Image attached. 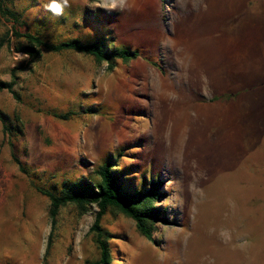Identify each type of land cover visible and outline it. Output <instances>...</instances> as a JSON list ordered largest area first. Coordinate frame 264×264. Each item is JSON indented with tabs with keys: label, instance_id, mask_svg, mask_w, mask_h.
<instances>
[{
	"label": "rangeland",
	"instance_id": "rangeland-1",
	"mask_svg": "<svg viewBox=\"0 0 264 264\" xmlns=\"http://www.w3.org/2000/svg\"><path fill=\"white\" fill-rule=\"evenodd\" d=\"M5 1L20 23L0 13V81L13 83L19 99L0 91L12 126L4 135L0 119V264H99L91 232L98 208L69 204L52 230L50 200L38 188L60 194L69 183L97 179L105 162L133 190L155 182L160 210L149 240L109 209L101 227L111 264H264V130L250 122L259 106L264 112V85L243 101L186 85L174 69V0H55L59 14L53 0ZM240 17L250 30L254 12ZM238 25L231 11L230 31ZM15 31L53 44L105 38L140 56L112 70L92 56L42 46H33V58L18 52L32 44ZM246 59L243 71H254ZM64 114L71 115L55 116Z\"/></svg>",
	"mask_w": 264,
	"mask_h": 264
},
{
	"label": "crops",
	"instance_id": "crops-1",
	"mask_svg": "<svg viewBox=\"0 0 264 264\" xmlns=\"http://www.w3.org/2000/svg\"><path fill=\"white\" fill-rule=\"evenodd\" d=\"M227 3L229 9L226 8ZM237 3V7L230 9L229 0H174L172 50L174 69L181 80H188L186 85H195L201 92L205 88L214 96L237 94L239 101H243L247 98L245 95L254 94L264 85V0H237ZM247 9H251L255 16L250 30L246 18L240 17ZM231 11L237 13L239 21L238 28L233 31H230ZM200 20L205 22L202 24ZM196 23L200 26L193 32ZM194 33H202L208 38L203 43L198 42L192 38ZM178 36L181 37L180 42L177 41ZM236 37L239 38L238 45L232 43ZM231 51L239 53L237 59L230 60ZM241 52H245L246 57L251 55L254 71H243L247 59L242 58ZM209 61H212V67L208 65ZM230 61L239 63L237 70L225 64ZM223 69L226 74H215ZM240 70L241 76L238 75ZM231 72L237 75L228 74ZM249 78L254 82L247 85ZM250 122H254L259 131L264 130V112L261 114L260 106ZM247 123L245 119L244 124Z\"/></svg>",
	"mask_w": 264,
	"mask_h": 264
},
{
	"label": "trees",
	"instance_id": "trees-1",
	"mask_svg": "<svg viewBox=\"0 0 264 264\" xmlns=\"http://www.w3.org/2000/svg\"><path fill=\"white\" fill-rule=\"evenodd\" d=\"M0 13L14 24L20 23L18 13L12 10L6 4L5 0H0ZM14 33L16 36L25 37L32 44V46L18 48V52H24L33 58H37L38 54L33 46H42L44 49L51 52L73 51L92 56L99 63L106 62L109 70H112L118 61L129 62L136 60L140 56L137 50L116 46L112 47L106 42L105 38L96 39L91 42L72 39L53 44L42 40L36 35H21L18 31ZM3 42L0 43V47L3 46ZM14 73L13 71L12 76L15 77ZM3 90H8L16 99H19V96L14 91L13 83L0 81V91ZM225 96L226 95H224L223 98ZM70 115L71 114L55 116L67 120ZM0 119L3 125V133L7 135L9 131H12V126L8 123L9 118L0 111ZM13 158L20 169L24 171L22 163L14 153ZM113 167L114 165H112L111 162H105L97 171V179L90 178L85 179L83 182L69 183L60 194L38 188L39 192L47 196L50 200L49 217L51 219L52 230L56 228L57 218L61 208L69 204L78 205L84 210H87L89 206L93 205L98 208L91 232L95 235V242L100 251L99 264H111L113 258L108 247L107 233L101 227L102 219L109 209H116L131 218L136 223L139 232L149 240H153V229L160 218V210H158L154 204V200L156 196H158V189L155 182H152V189L144 190V188H142V190H133V188L128 187L129 185L126 183L125 179L117 175L118 172ZM51 244L52 233L49 237L48 246L50 247Z\"/></svg>",
	"mask_w": 264,
	"mask_h": 264
},
{
	"label": "clouds",
	"instance_id": "clouds-1",
	"mask_svg": "<svg viewBox=\"0 0 264 264\" xmlns=\"http://www.w3.org/2000/svg\"><path fill=\"white\" fill-rule=\"evenodd\" d=\"M63 4L67 5L68 4V0H63ZM51 9L56 12V13H60L62 11V7L60 4L56 3L55 0H53V3L50 5Z\"/></svg>",
	"mask_w": 264,
	"mask_h": 264
}]
</instances>
